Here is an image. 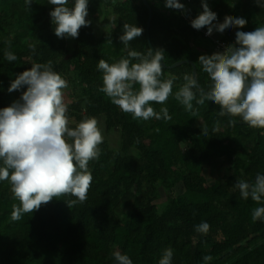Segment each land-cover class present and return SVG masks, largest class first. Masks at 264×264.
Masks as SVG:
<instances>
[{"label":"trees","instance_id":"obj_1","mask_svg":"<svg viewBox=\"0 0 264 264\" xmlns=\"http://www.w3.org/2000/svg\"><path fill=\"white\" fill-rule=\"evenodd\" d=\"M148 2L155 50L144 0H88L91 24L81 27L77 38L55 35L50 12L56 6L49 0H32L30 8L25 0H0V109L27 90L8 91L19 74L51 60L53 71L68 84L63 90L68 126L74 128L85 117L103 118L107 132L120 130L122 136L120 146L107 139L99 145V159L88 164L93 179L87 199L71 208L67 202L77 198L66 194L13 221L12 206L20 202L10 182L0 181V264H116L115 251L127 254L133 264H159L169 248L171 264H264V219L252 220L264 198L259 204L251 197L245 200L235 187L238 179L254 183L257 174H264V129L250 127L239 116H221L220 106L211 101L197 104L200 88L193 89L195 115L186 111L175 97L184 75L194 76L192 64L162 65L160 79L172 80V93L164 104L151 106L157 112L167 107L169 121H144L123 112L99 90L103 72L97 67L100 59L111 64L127 58L119 37L129 23L143 28L130 49L142 54L162 49L168 66L193 61L201 86L209 91L212 81L199 57L223 53L217 47L235 44L237 31L264 27V0H207L217 14L213 24L227 16L247 20L243 28L214 29L211 35L207 27L191 26L203 11L202 0H180L183 10L167 8L166 0ZM73 4L69 0L67 6ZM5 50L17 60L8 62ZM217 122L218 132L213 131ZM162 192L171 205L165 215L155 206ZM202 222L210 225L207 234L195 230ZM204 256L212 260L205 262Z\"/></svg>","mask_w":264,"mask_h":264},{"label":"clouds","instance_id":"obj_2","mask_svg":"<svg viewBox=\"0 0 264 264\" xmlns=\"http://www.w3.org/2000/svg\"><path fill=\"white\" fill-rule=\"evenodd\" d=\"M260 0H257L259 3ZM30 8L32 0H25ZM55 5L50 12L55 25V35L59 38H77L81 27L89 26L87 20L88 0H49ZM170 9L183 10L180 0H166ZM203 11L191 26L200 30L207 27V35L213 30L223 33L231 27L243 28L247 20L243 17H225L223 23L213 24L217 14L202 0ZM264 7V4H261ZM119 37L127 51V58L109 63L104 59L98 62L103 72V87L99 90L111 99L123 112L131 113L134 119L147 121L151 118L171 120L167 107L157 112L152 103L164 104L172 93V80L162 81L163 50L147 54L129 48V43L143 34V28L129 23L123 25ZM33 53L35 44L29 45ZM218 48V47H217ZM218 50H220L218 48ZM223 53L201 55L199 64L208 74L212 86L206 93L201 91L197 104L205 100L220 106V115L241 117L250 127L264 129V27L253 31H237L235 44L221 49ZM8 62L17 60L10 50H5ZM137 61V62H132ZM185 84L176 93V99L188 112H193V100L198 89V81L191 74L184 75ZM138 85V89L134 88ZM27 86L20 100L11 106L0 109V181L8 180L19 206L13 204L11 219L18 221L22 213L38 210L54 197L71 194L77 200L69 201L68 206L83 203L91 186L92 174L89 161L99 159V145L103 143L102 131L95 117H85L74 128H70L64 89L65 79L53 71L52 61L33 64L29 70L19 74L8 89L13 92ZM235 121L230 120V123ZM158 131V129H157ZM207 128L203 134L207 135ZM213 131H219V122ZM235 187L247 200L249 197L258 204L264 198V174H257L254 183L238 179ZM71 208V207H70ZM264 219V206L252 211V220ZM198 233L207 234L210 225L202 222L196 226ZM116 264H133L127 254L113 253ZM172 249H166L159 264H171ZM205 262L211 256H204Z\"/></svg>","mask_w":264,"mask_h":264},{"label":"rangeland","instance_id":"obj_3","mask_svg":"<svg viewBox=\"0 0 264 264\" xmlns=\"http://www.w3.org/2000/svg\"><path fill=\"white\" fill-rule=\"evenodd\" d=\"M33 42V41H31ZM202 54H206L207 50L205 48H202L201 50ZM98 126L102 131V135H103V140L107 139L109 140L113 146H120L121 145V131L120 130H113L111 132H107L106 131V125H105V121L103 118H100L98 120ZM3 166V165H1ZM162 197L161 199L159 198L156 202H155V206L157 208V211L160 215H165L167 214L170 209H171V205L166 197V195L164 194V192H162Z\"/></svg>","mask_w":264,"mask_h":264},{"label":"water","instance_id":"obj_4","mask_svg":"<svg viewBox=\"0 0 264 264\" xmlns=\"http://www.w3.org/2000/svg\"><path fill=\"white\" fill-rule=\"evenodd\" d=\"M144 1L146 2L147 6L150 8V11H151V19H150V24H149V42H150L152 48L154 49V45L152 44V39H151V24H152V20H153V9H152V7L150 6L148 0H144ZM154 50H155V49H154ZM161 63H162V65H163L165 68H175V67L181 66V65L186 64V63L192 64L193 67H194V78L197 79V81H198V85H199V88H200L201 90H203V92H205V93L207 92V90L204 89V88L201 86L200 82H199L198 68H197V65H196L193 61H190V60H187V61H180V62H178V63H176V64H174V65H172V66H168V65L165 63L164 60H162Z\"/></svg>","mask_w":264,"mask_h":264},{"label":"built area","instance_id":"obj_5","mask_svg":"<svg viewBox=\"0 0 264 264\" xmlns=\"http://www.w3.org/2000/svg\"><path fill=\"white\" fill-rule=\"evenodd\" d=\"M218 48H219V49H223V48L226 49V45H225V43L221 42V43L219 44V47H218Z\"/></svg>","mask_w":264,"mask_h":264}]
</instances>
